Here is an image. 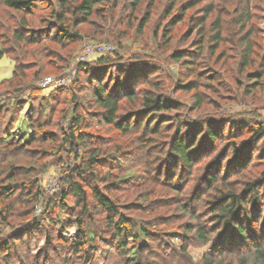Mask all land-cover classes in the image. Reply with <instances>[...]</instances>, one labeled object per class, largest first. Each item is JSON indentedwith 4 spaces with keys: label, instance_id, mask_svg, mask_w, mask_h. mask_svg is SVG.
Returning <instances> with one entry per match:
<instances>
[{
    "label": "trees",
    "instance_id": "trees-1",
    "mask_svg": "<svg viewBox=\"0 0 264 264\" xmlns=\"http://www.w3.org/2000/svg\"><path fill=\"white\" fill-rule=\"evenodd\" d=\"M159 1L0 0L3 8L23 15L16 29L9 35L2 31L4 28L8 30L9 26L3 27L0 21V59L5 54L4 43L13 44L14 49L19 48V51L28 45L35 46L33 51L27 49L22 51V59L27 58L29 52H32L29 56L33 59L26 61L25 67L19 68L15 65L8 81L9 87L6 91H0L2 95L6 94L5 99L0 95V115L4 112L1 117L5 121V111L11 113L6 125L0 126V145L6 138L4 134L7 135L15 124L17 117L12 116V110L18 111L25 105V101L34 103L39 100L37 111L41 116L53 109L52 103H48L43 92L46 86L39 82L41 78L50 77L44 73L45 67L51 63L42 62V56L46 55L41 45L43 41H53L61 47L73 46L80 41L83 33L90 35L83 31L82 26L91 25L95 18L105 19L106 16L114 18L118 11L124 14L127 24L131 25L145 2V11L139 21L140 31L151 18ZM179 1L182 0H169L166 10L170 16L176 7L179 8L181 15L179 20L201 2ZM217 1L207 0L208 3L199 8L201 14H194L189 18L191 30L194 32L189 44L190 49H176L169 57L184 71V76L177 80L170 76L176 88L184 93H190L195 100V104L187 106L186 109H197L208 102L202 92L215 86L221 79L220 72L206 73L202 69L206 66H202L206 54L213 57L220 50L221 55L215 64H223L228 59V52H232L233 58L238 59L230 58L229 61L231 66L235 65L238 81L243 82V78H246L250 83L252 81L253 84H260L261 75L257 77L246 72L248 68L254 66L256 60L255 34L253 27L250 26L254 19L251 0L235 1V4L239 5H235L230 17L229 10L225 11L224 8L218 7ZM38 7H43L48 12L46 24L29 28V21L25 16L33 15ZM214 13L215 17L212 18ZM167 36L168 34H164L162 39L166 46L170 45L171 41L169 37L166 39ZM234 52L237 55L233 54ZM64 62L65 60L60 65L61 69L69 65V60ZM107 62L110 61L104 52L92 61L77 62L76 76L68 89L50 85L49 93L65 91L71 100L70 111L62 118L67 121L64 125H59L63 133L59 146L61 151H58L61 174L59 190L55 195H49L39 182L36 173L43 168L38 169L33 163L14 162L16 159L14 155H20L19 152L25 150L24 145L14 146L15 149L4 159L8 161V170L4 167L0 173V223L8 228L14 224V232L6 236L0 246L7 251L13 242L20 240L21 234L23 236L28 231V235L32 236L34 231H30V228L43 230L41 219L44 216L48 217L50 213L52 215L50 214L48 222L52 223L53 227L66 221L62 216L68 214L70 216L68 224L74 228L75 237L70 249H74L81 257L79 264H89L91 261L95 263L100 257L102 260L112 257V261H108L111 264H118V259L121 263L126 261L123 264H193L185 255L188 242L184 243L191 238H195L200 245L209 243L214 249L213 252L203 254L198 264H264V168L259 171L257 179L241 177L239 183L242 182L238 185L230 178L237 173L244 175L247 173L246 168L252 162L253 151H258L255 142L264 135V127L259 126L249 139L239 145L235 139L229 140L226 137L228 131H225V128L230 131L233 127L231 122L229 124L232 127L227 125L229 119H223L222 125H218L220 123H215L214 119L203 121L199 118L191 121L184 118L181 123L177 122L178 127L175 124L177 130L175 128L176 131L171 134L167 143H164L167 151H151L154 145L151 140L152 134L160 132L164 127L169 132L168 128H171V125L164 126L167 120L158 114L179 112L181 103L165 94V87L160 81L150 79L152 77L149 76L151 74L149 70L153 69L152 63L134 61L122 65L114 77H109L112 81L111 86L103 84L101 73ZM28 69H33L30 73L31 78L22 83V79L28 76ZM147 69L148 73L142 74ZM80 72L85 73V84L94 83V87L87 88L85 85L78 87L77 73ZM104 72L110 75L109 70L105 69ZM140 73L143 77L138 76ZM252 76L255 79L250 78ZM59 77L61 76L55 78L53 76V79L57 80ZM130 82L143 83L148 89L145 92L135 91ZM250 83H245L242 87L244 95H247L246 90ZM29 84L31 86H28ZM13 95L19 97L15 98ZM122 100L129 103L137 102L144 113L142 115L144 120H141L138 114L127 112L123 114ZM81 109L84 110V114L81 113ZM93 120H96V124L102 127L105 133L91 130ZM32 122L30 121V125L27 123L29 136L23 142L31 143L39 138L44 141L54 140L53 130L44 129L52 123L51 119L38 124ZM35 128L38 130L35 131ZM109 130H114L116 134H108ZM10 132H14L13 129ZM134 133H141L135 136L140 148L130 151L127 146L132 144L121 142L119 137ZM223 138L228 140V145L215 156L214 161H207L214 152L209 146L211 145L212 149L213 144ZM51 152L53 151L43 150L41 156L49 155ZM165 152L166 155L162 157V153ZM133 155L145 157L147 177L151 182L163 184L167 182L166 185L177 194H181L195 181L194 193L189 198L195 200L194 207L180 205L181 211L191 220H195L194 223L186 222L181 226L179 234L183 245L180 250L170 244L163 231L153 230L150 221L123 212L125 204L121 203L117 196H111L114 191L124 189L132 183L134 176L130 177L128 174L131 173L134 162L128 161ZM121 170L122 173H119ZM18 195L31 199L32 204L41 202L42 218L34 217L30 210V215L25 222L22 221L23 224L13 223L8 226L11 224L10 218L14 215L13 200ZM143 199L139 197L136 205H127L126 208L143 206ZM202 202L206 204L205 211L209 213L207 217L210 218L209 225L205 221L199 222L202 215L198 213L197 208ZM56 207L58 213L54 214L52 209ZM99 213L105 215L106 230H111L108 237L104 235V231L94 229L95 224L100 221ZM161 221L163 218L157 217V222ZM42 233H45L42 235L46 236L47 244L51 245L50 232L45 230ZM11 249L12 247L10 251ZM115 255L118 258L113 262ZM167 258H172V261H168Z\"/></svg>",
    "mask_w": 264,
    "mask_h": 264
},
{
    "label": "rangeland",
    "instance_id": "rangeland-1",
    "mask_svg": "<svg viewBox=\"0 0 264 264\" xmlns=\"http://www.w3.org/2000/svg\"><path fill=\"white\" fill-rule=\"evenodd\" d=\"M168 1L169 0H160L157 3V8L154 9L151 18L140 31L138 30L139 21L145 11V2L143 3L137 18L133 20L131 25L127 24V18H124V14L118 11L116 15H114V18H108L107 16L105 19L95 18V20H92L91 25L82 26L83 31L88 32L90 35L83 33L80 41L73 46L61 47L53 41H43L41 45L43 46L46 55L42 56V62L51 63L45 67L44 73H46V75H50L52 79L53 76L55 78V76L60 75L61 77H59L56 81L64 79L65 83L60 86L68 89V87L72 85L74 76H76V63L92 61L101 54L93 53L85 60L78 61L83 45L90 42L94 44H105L108 47V51L104 53L110 62H107V65L101 73V82H103V84L111 86L112 81L109 80V77H114L116 75V71L121 69L122 65L124 66L134 61L152 63L151 65L153 69H151V71L149 70L151 73L149 76L152 77L150 79L160 81L163 84V87H165V94L181 103V110L179 112H170L168 115L162 113L158 114V116L167 120V124L164 126L171 125V128H168L170 130L169 132H167V129L164 127V129H160V132L152 134L151 140L154 145L152 146L153 148L151 151H167L165 144L171 134L177 130V122L181 123L184 121V118H188L191 121H196L199 118L203 121L214 119L215 123H220L218 125H222L224 120L229 119L227 125L231 122L233 127L229 124L232 127L230 131L228 128H225V131H228L226 137L229 140L235 139L237 144L240 145L242 141L249 139V136L253 134L255 129L259 126L264 127V0L250 1L251 12L254 15L253 22L250 26L253 27L255 34L254 41L256 60L254 66L246 70L249 74H254L257 77L261 75L259 77L260 84H253L252 81L250 83V81L246 78H243V82L238 81V73L236 72L235 65L231 66V61H229L230 58L234 57L231 54L232 52H228V59L223 64H215L221 55L219 54L220 50L217 51L213 57H209V55L206 54L203 57L204 62L202 64V66H206H203L202 69L205 70L206 73L208 71L220 72L221 79L218 83H216L217 85L215 84V86H211L209 90L206 89L202 92L208 102L204 103L197 109L191 110L190 108L186 109V107H191V105L193 106L195 104V100H193L190 93H184L176 88V85L172 81V78L177 80L178 78L184 76L183 68H181L179 64L170 60L169 57L176 49H190L189 44L194 37V32L193 29L191 30L189 18L194 14H201V9L199 8H203L208 2L207 0H201L197 7L189 10L183 19L179 20L181 15H179L180 9L177 7L172 11L170 16L168 15L166 11ZM184 1L185 0L179 1V3ZM194 1L195 0H193V2ZM223 1L226 2L218 0L217 2L219 4L217 5L218 7L224 8L225 11L228 9V17H230L235 5H239V3L235 4V1L238 0ZM239 1L241 2V0ZM128 12L129 11H126V13ZM22 16V14L3 8L0 5V21L3 23V27L9 26L8 30H5L4 28L2 31H5L6 35L12 33V31L16 29L17 23L20 21ZM25 17L29 21L28 27L33 28L35 26H40L42 23L46 24L45 21L48 18V12L43 7H38L33 15H26ZM211 17H215V13ZM225 17L227 18V16ZM164 34H168L166 39L168 37L171 39L170 45L168 46H166L165 41L162 40L164 39ZM3 45L5 47V54L0 59V91H6L9 87L8 81L11 78L12 69L15 68V65L22 68L25 67L24 63H26V61L33 59L29 56L32 55V52H29L28 56H26L27 58L22 59V51H24V49L33 51V49H35V46L28 45L27 48H22V51H19V48L14 49L15 47L13 44L10 45L8 43H4ZM227 46L229 45L227 44ZM233 54L237 55L236 52ZM64 60L65 62L66 60H69V65L64 69H61L60 65ZM211 64H213V66ZM105 69L109 70L110 75H107V73L104 72ZM32 70L33 69L27 71L28 76L22 79V83L24 81V83H26L30 80V73H32ZM146 73H148V69L142 72V74ZM139 75L141 76V73L138 74V76ZM170 76L172 78H170ZM85 78L86 76L84 72H80L79 74L77 73L78 87H82L83 85L87 88L94 87V83L86 85ZM250 78L253 79L254 77L252 76ZM42 79L43 78H41L39 82L46 86L43 92L45 93L44 95L47 96L46 98L48 99V103H52L53 109L48 114L43 116L39 115L37 111L39 100H36L34 103L25 101V105L21 106L16 112L13 111L12 108H8V110H12V116H16L17 118L12 128L14 132L11 133V129L8 131L7 135L5 133L4 136H6V138L3 144L0 145V159H2V162L0 163V173L3 171L4 167L5 169L8 167V161L6 162V160H4L6 156L11 154L10 151L15 149L13 148L14 146L22 144L24 145L23 148L25 150L20 151V155H14L16 157L14 162H16V164L33 163L38 169L43 168L41 171L36 173L39 178V182L46 189L49 195H55L59 190V176L61 174V165L58 161L60 152L58 151H61L59 146L63 133L60 130L61 128L59 125H64L67 121L65 119L62 120V118L69 113L71 100L68 98L69 94L65 91L49 93V88H51L50 85H54L55 87L60 86L56 84L47 85L44 82L45 79ZM240 83H242V85ZM245 83H250L247 86V95H244L242 90ZM130 84H132V82H130ZM20 85L22 84H19V86ZM28 86L31 85L29 84ZM132 86L135 91L139 92H145L148 89V86L140 82H135ZM0 95L2 99H5L6 94L2 95V93H0ZM17 95H13V97L18 98L19 96L16 97ZM126 101L127 100H122L121 102L123 104L122 113L124 114L127 112L131 114H138V116L141 117V120H144L142 119V115L144 113L142 112L141 106H139L137 102L132 101L129 103ZM81 111V113L84 114V110L81 109ZM5 112V121L1 117L4 112L0 115V126H5L6 122L9 121L11 113H7V110ZM47 119L48 121L51 119L52 123H49V125H47L44 129L53 130L54 140L50 139L48 141H44L39 138L35 142H23L26 141L25 139L29 136L27 123L30 125V121H33L32 123L38 124L39 122H44ZM91 124L92 131L96 133H105L104 129L96 124V120H93ZM175 124H177V127ZM37 130L38 128H35V131ZM241 130L242 133L240 134ZM113 133L116 134L114 130H109L108 134L113 135ZM139 134L141 135V133ZM139 134L134 133L119 138L121 142L132 144L131 146H127L131 151V149L140 148L137 138H135V136H139ZM226 145H228V140H224V138L220 139V142H216L215 145L213 144L212 149L210 145V150L214 152L207 161H211L215 158V156H217V154L219 155V152L222 151ZM255 145L258 148V151H253V157L251 158L252 162L246 168V172L248 174L245 173L244 175L242 173H237L233 175V177L231 176L230 178L234 179V184H240L242 182L241 181L239 183V179H241V177L257 179L259 171L264 168V135H262V137L255 142ZM43 150H51L53 152L49 155L41 156V151ZM165 155L166 152L165 154L162 153L161 156L164 157ZM152 157L154 158L156 156ZM129 160L130 161L128 162H134L132 165V171L128 174L131 175L130 177L134 176L133 181L130 185H128V187L114 191L111 196H117L121 200V203L125 204V207L122 210L123 212H129V215L133 217L150 221L152 223L153 230L157 229L163 231L165 235L164 237H167L170 244H173L176 249L180 250L183 245L182 237L179 234L181 226H183V223H194L195 221L191 220L188 215H185L181 211L180 205L188 206L189 208L194 207L195 200H191L189 198L191 197V194L194 193L193 189L195 181L190 183L191 187L189 186L185 188L181 194H177L176 191L166 185L167 182L164 184L153 183L149 180L147 177L148 169L145 157L133 155V157ZM223 162L224 161L222 160V163ZM119 173H122V170L119 171ZM51 181H57V187L55 186L52 191L49 187ZM240 188L242 187L240 186ZM143 195L145 197H143ZM20 197L21 196L18 195L15 197L16 199L13 200L14 215L10 218L11 224H8V226L13 223L21 224L22 221L25 222L30 215V210L34 217H40V219L42 218L41 202H38V204H35L36 202L32 204L31 199L21 197L23 198L21 200ZM139 197L144 198L142 202L143 206H135L136 200ZM157 201L158 203H156ZM131 204H135V207L126 208L127 205ZM205 206L206 204L203 202L198 204L197 211L202 215L199 222L201 223L202 221H205L209 225L210 218H207L209 213L205 211ZM52 210H54V214L58 213L57 207ZM50 214L48 217L44 216L41 219V223L44 227L43 230L30 228V231H34L32 236L28 235V231L23 236L21 234L20 240L12 243L13 245H11V251V247L6 251L4 247L0 246V264H79L81 257L76 254L74 249H70V244L75 238L74 228L68 224L70 216L63 213L65 214V216H62L63 220L66 221L57 223L55 227H53L51 225L52 223L48 222L52 215ZM157 217H162L163 221L157 222ZM98 218L100 221L95 224L96 226L94 229L104 231V235L108 237L111 230H106V227L104 226L105 215L99 213ZM13 225L10 226L11 228H8L0 223V245L1 242L5 240L6 236L14 232ZM45 230L50 232L51 245L47 244L45 241L46 236L42 235L45 234L42 233ZM21 233H23V231ZM186 242H188V245L185 255L187 256V260H191L193 264H198L203 254L213 252L214 250L209 243L200 245L195 238H191L189 241L185 240L184 243ZM114 257L113 262L117 260L118 256L115 255ZM111 258L112 257L107 258V260H102L100 257V260L97 262L94 263L91 261L89 264H111L108 262L112 261ZM167 260L171 262L172 258H167ZM181 260H183V258ZM173 261L175 262V260ZM125 262L126 261L121 263L118 259V264H123Z\"/></svg>",
    "mask_w": 264,
    "mask_h": 264
},
{
    "label": "built area",
    "instance_id": "built-area-1",
    "mask_svg": "<svg viewBox=\"0 0 264 264\" xmlns=\"http://www.w3.org/2000/svg\"><path fill=\"white\" fill-rule=\"evenodd\" d=\"M106 51H108V47L105 44H94L92 42L86 43L82 47V51H81V54L78 57V61L79 60L80 61L85 60L87 57H89L93 53H103V52H106ZM44 82L47 85L56 84V85L60 86V85L65 83V80L61 79L59 81H56V80L52 79L51 77H47ZM55 186L57 187V181H51L50 184H49V187H50L51 191L54 190Z\"/></svg>",
    "mask_w": 264,
    "mask_h": 264
}]
</instances>
